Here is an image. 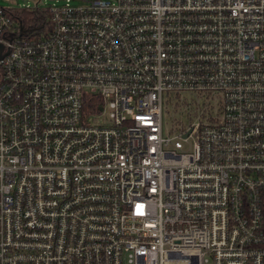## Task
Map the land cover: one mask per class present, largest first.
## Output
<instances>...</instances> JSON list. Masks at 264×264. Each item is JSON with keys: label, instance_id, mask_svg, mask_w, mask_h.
Instances as JSON below:
<instances>
[{"label": "built area", "instance_id": "2783aa9c", "mask_svg": "<svg viewBox=\"0 0 264 264\" xmlns=\"http://www.w3.org/2000/svg\"><path fill=\"white\" fill-rule=\"evenodd\" d=\"M79 1L0 6V264H264V0Z\"/></svg>", "mask_w": 264, "mask_h": 264}, {"label": "rangeland", "instance_id": "374dc122", "mask_svg": "<svg viewBox=\"0 0 264 264\" xmlns=\"http://www.w3.org/2000/svg\"><path fill=\"white\" fill-rule=\"evenodd\" d=\"M64 2L65 0H0V6L5 8H12L13 10H18L24 7L34 8L36 6L37 8H42L48 5H61ZM68 2L71 5H77L81 3V1L79 0H68ZM166 110L167 113L164 114L163 117V133H166L168 136H172L173 132L170 129L173 121V116L172 109L169 104L166 106ZM182 124L184 125L185 121Z\"/></svg>", "mask_w": 264, "mask_h": 264}, {"label": "trees", "instance_id": "16d2710c", "mask_svg": "<svg viewBox=\"0 0 264 264\" xmlns=\"http://www.w3.org/2000/svg\"><path fill=\"white\" fill-rule=\"evenodd\" d=\"M16 18L19 26L23 30L32 31L35 28H39L45 17V14L38 8H22L20 11H16ZM15 16V15H14Z\"/></svg>", "mask_w": 264, "mask_h": 264}]
</instances>
